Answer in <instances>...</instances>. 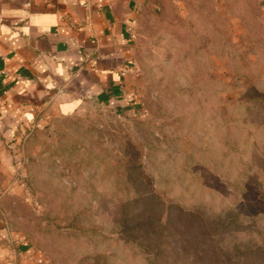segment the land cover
I'll use <instances>...</instances> for the list:
<instances>
[{"label":"rangeland","instance_id":"obj_1","mask_svg":"<svg viewBox=\"0 0 264 264\" xmlns=\"http://www.w3.org/2000/svg\"><path fill=\"white\" fill-rule=\"evenodd\" d=\"M131 5L125 98L3 138L0 264H264V0Z\"/></svg>","mask_w":264,"mask_h":264},{"label":"crops","instance_id":"obj_2","mask_svg":"<svg viewBox=\"0 0 264 264\" xmlns=\"http://www.w3.org/2000/svg\"><path fill=\"white\" fill-rule=\"evenodd\" d=\"M132 1L0 0V174L9 167L6 133L35 107L70 116L125 98Z\"/></svg>","mask_w":264,"mask_h":264},{"label":"built area","instance_id":"obj_3","mask_svg":"<svg viewBox=\"0 0 264 264\" xmlns=\"http://www.w3.org/2000/svg\"><path fill=\"white\" fill-rule=\"evenodd\" d=\"M126 32H127L128 36L130 37V39L134 38L135 34H134L131 26L126 27ZM133 65H134V63H132V66Z\"/></svg>","mask_w":264,"mask_h":264}]
</instances>
